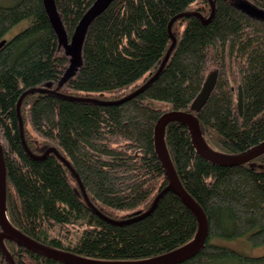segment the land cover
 <instances>
[{
	"label": "trees",
	"instance_id": "1",
	"mask_svg": "<svg viewBox=\"0 0 264 264\" xmlns=\"http://www.w3.org/2000/svg\"><path fill=\"white\" fill-rule=\"evenodd\" d=\"M95 1L53 0L64 43L43 0L0 5L4 210L12 227L51 249L139 261L186 245L198 228L192 211L165 191L154 143L162 115L191 113L216 153L236 155L264 141V19L247 11L264 13V0H113L87 27L75 60L67 46ZM213 71L207 102L191 111ZM27 91L33 92L23 96L18 115ZM163 139L181 186L207 222L203 246L179 264H264V253L222 245H264V153L238 166L214 164L196 152L179 121L164 127ZM51 148L67 165L44 155ZM157 197L140 218L136 213ZM4 245L14 264H64L9 240ZM0 264H8L1 250Z\"/></svg>",
	"mask_w": 264,
	"mask_h": 264
},
{
	"label": "water",
	"instance_id": "2",
	"mask_svg": "<svg viewBox=\"0 0 264 264\" xmlns=\"http://www.w3.org/2000/svg\"><path fill=\"white\" fill-rule=\"evenodd\" d=\"M112 1L113 0H96L93 6L85 13V15L79 21L78 25L76 26L74 30L71 41L67 46L69 53L73 55L75 60H77L78 58L79 51L81 48L82 37L87 27L89 26L91 21L97 15H99ZM43 4L51 20L53 28L56 34L58 35L60 42L64 43L65 37L63 34V30H62L59 18L54 8L53 0H43ZM212 8H213V5H212ZM247 11L250 14L255 15L258 18L264 19L263 12L255 11L249 8H247ZM172 21L169 23V26H168L169 32H170V26H171ZM172 41H173L172 45L167 51V54L161 64L160 69L164 66L174 46V43H175L174 39ZM3 43L4 41L0 42V47L3 45ZM158 72L151 78L149 83L154 80ZM216 78H217V73L215 71L207 75L200 92L198 93V95L195 97V99L191 103V106H190L191 111L197 112L204 106V104L207 102L209 95L215 85ZM145 86L146 85H144L139 90L125 97L119 102L126 101L130 99L131 97H133L134 95L140 93L145 88ZM28 92H33V91H27L23 93V95L20 97L18 101V104H17L18 115H19V107L21 104V100L23 96L27 94ZM237 107H238L239 113L241 114L242 94H241L240 88L238 92ZM172 121H179L180 123H182L188 128L194 148L199 155H201L203 158L207 159L208 161L214 164L220 165V166H238V165H241L248 161L253 160L254 158L264 153V141L260 143L259 145L245 152H242L236 155H224V154H220V153H216L212 151L206 145V143L204 142L199 132L197 120L195 117H193L191 113L173 111V112L165 113L164 115L160 117V119L158 120L155 126L154 143H155V150L158 153V157L165 169L166 176L168 178V186L166 187L165 191L169 190L173 192L174 194H176L182 200V202L192 211V213L196 217L198 228H197L195 237L193 238L192 241H190L186 245L176 250H173L163 255H159L156 257L149 258V259H144V260H139V261H128V262H116V261L106 262V261L90 260V259H85V258L76 256V255H73L67 252L51 249L25 236L20 231L12 227L11 224L8 222L7 217L5 215V211H4L5 169H4L2 153H1V148H0V250L3 256L5 257L6 261L8 262V264H14V262L3 244L4 240H9L27 250H30L37 254L43 255L45 257L60 261L64 264H179L193 257L203 246V243L206 238L207 222H206V218H205L203 211L199 208V206L192 200V198L185 192V190L181 186L175 174V171L173 169L169 156L167 155L166 148L163 142V130H164V127L169 122H172ZM21 128L22 126L20 123V129ZM50 152L55 153V150L52 148L48 149L45 151L44 155H47ZM158 198L159 197H157L154 200L152 206L150 207L148 211L142 214L140 213H136V214H138L140 218L147 216L154 209Z\"/></svg>",
	"mask_w": 264,
	"mask_h": 264
},
{
	"label": "rangeland",
	"instance_id": "3",
	"mask_svg": "<svg viewBox=\"0 0 264 264\" xmlns=\"http://www.w3.org/2000/svg\"><path fill=\"white\" fill-rule=\"evenodd\" d=\"M15 0H0V5L8 6L13 4ZM26 25L25 22H21L18 25L14 26L9 33L6 35V39L11 38L14 34L19 32L24 26ZM79 182V181H78ZM84 195V194H83ZM86 198V197H84ZM225 242L222 245L232 248L233 250L240 252L242 254L250 255V256H257L264 253V245L261 247H252L246 241L243 240H224Z\"/></svg>",
	"mask_w": 264,
	"mask_h": 264
},
{
	"label": "bare ground",
	"instance_id": "4",
	"mask_svg": "<svg viewBox=\"0 0 264 264\" xmlns=\"http://www.w3.org/2000/svg\"><path fill=\"white\" fill-rule=\"evenodd\" d=\"M138 90H139V89H138ZM136 91H137V90H136ZM136 91H135V92H136ZM133 93H134V92H133ZM131 94H132V93H131ZM131 94H129V95H131ZM138 94H139V93H138ZM129 95H127V96H129ZM136 95H137V94H136ZM136 95H134V96H136ZM127 96H126V97H127ZM134 96H133V97H134ZM133 97H131V98H133ZM124 98H125V97H124ZM124 98H123V99H124ZM131 98H130V99H131ZM121 100H122V99H121ZM121 100H119V101H121ZM128 100H129V99H128ZM119 101H117V102H115V103H122V102H119ZM123 102H124V101H123ZM241 113H242V111H241ZM239 114H240V113H239ZM240 115H241V114H240ZM193 117H194V116H193ZM163 142H164V139H163ZM164 146H165V143H164ZM26 150H27V148H26ZM155 151H156V150H155ZM27 152L29 153V151H27ZM166 152H167V151H166ZM50 153H54V152H50ZM55 153H56V154H55ZM55 153H54V154H55L57 157H59V159H60L63 163H65V164L67 165L66 161H65L63 158H61V157L58 155V153H57L56 151H55ZM156 153H157V151H156ZM29 154H30V153H29ZM167 155H168V153H167ZM157 156H158V153H157ZM158 158H159V157H158ZM63 160H64V161H63ZM228 167H233V166H228ZM163 168H164V167H163ZM164 170H165V169H164ZM165 174H166V172H165ZM175 174H176V173H175ZM176 176H177V175H176ZM167 179H168V178H167ZM84 197H85V195H84ZM85 199H86V198H85ZM4 203H5V202H4ZM199 208H200V207H199ZM200 209H201V208H200ZM4 211H5V210H4ZM152 211H153V210H152ZM152 211H151V212H152ZM151 212H150V213H151ZM5 215H6V214H5ZM8 222H9V221H8ZM25 236H26V235H25ZM3 244H4V241H3ZM4 246H5V245H4ZM5 248H6V247H5ZM177 249H178V248H177ZM6 250H7V249H6ZM175 250H176V249H175ZM58 251H59V250H58ZM8 253H9V252H8ZM10 256H11V255H10ZM11 258H12V257H11ZM12 260H13V259H12Z\"/></svg>",
	"mask_w": 264,
	"mask_h": 264
}]
</instances>
